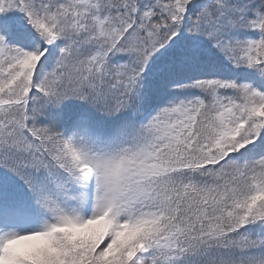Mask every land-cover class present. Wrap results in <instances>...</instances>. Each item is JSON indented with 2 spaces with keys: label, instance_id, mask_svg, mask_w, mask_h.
Wrapping results in <instances>:
<instances>
[{
  "label": "snow or ice",
  "instance_id": "obj_1",
  "mask_svg": "<svg viewBox=\"0 0 264 264\" xmlns=\"http://www.w3.org/2000/svg\"><path fill=\"white\" fill-rule=\"evenodd\" d=\"M0 264H264V0H0Z\"/></svg>",
  "mask_w": 264,
  "mask_h": 264
}]
</instances>
